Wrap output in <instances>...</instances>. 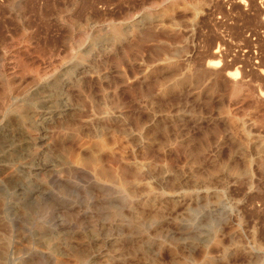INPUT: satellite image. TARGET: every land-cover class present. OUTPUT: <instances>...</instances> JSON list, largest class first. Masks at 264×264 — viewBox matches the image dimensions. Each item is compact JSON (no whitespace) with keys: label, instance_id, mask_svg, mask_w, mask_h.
<instances>
[{"label":"rangeland","instance_id":"obj_1","mask_svg":"<svg viewBox=\"0 0 264 264\" xmlns=\"http://www.w3.org/2000/svg\"><path fill=\"white\" fill-rule=\"evenodd\" d=\"M0 121V264H264V0H0Z\"/></svg>","mask_w":264,"mask_h":264},{"label":"bare ground","instance_id":"obj_2","mask_svg":"<svg viewBox=\"0 0 264 264\" xmlns=\"http://www.w3.org/2000/svg\"><path fill=\"white\" fill-rule=\"evenodd\" d=\"M214 56V55H213ZM214 57H216V56H214ZM215 59V58H214ZM218 60V59H217ZM216 60V61H217ZM213 63V62H212ZM215 63V62H214ZM220 64V62H216V65H219ZM221 65V64H220ZM219 67V66H218ZM234 73H236L237 75H239V73L236 71V72H234ZM236 78V77H235ZM17 110V109H16ZM1 122V121H0ZM4 128H5V126H4ZM1 131V130H0ZM3 131V130H2ZM2 135V134H1Z\"/></svg>","mask_w":264,"mask_h":264}]
</instances>
